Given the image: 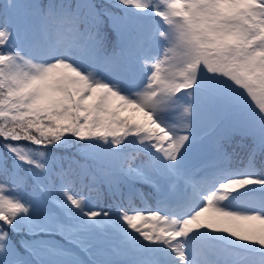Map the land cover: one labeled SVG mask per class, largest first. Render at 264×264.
Instances as JSON below:
<instances>
[{"label": "snow or ice", "instance_id": "1", "mask_svg": "<svg viewBox=\"0 0 264 264\" xmlns=\"http://www.w3.org/2000/svg\"><path fill=\"white\" fill-rule=\"evenodd\" d=\"M0 264H264V0H0Z\"/></svg>", "mask_w": 264, "mask_h": 264}]
</instances>
